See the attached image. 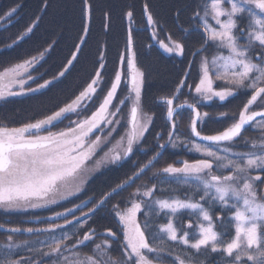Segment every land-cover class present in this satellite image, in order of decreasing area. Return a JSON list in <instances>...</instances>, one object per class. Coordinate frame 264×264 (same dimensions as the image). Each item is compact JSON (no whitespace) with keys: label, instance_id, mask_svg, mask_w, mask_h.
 <instances>
[{"label":"snow or ice","instance_id":"snow-or-ice-1","mask_svg":"<svg viewBox=\"0 0 264 264\" xmlns=\"http://www.w3.org/2000/svg\"><path fill=\"white\" fill-rule=\"evenodd\" d=\"M17 11L18 7L10 9L5 18L11 19ZM143 11L147 24L153 29L152 39L157 40L158 21L147 3L143 5ZM181 14V10H177V17ZM133 15L129 9L125 18L132 21ZM105 17L110 21V14L105 13ZM91 18L92 5L89 0H83V34L79 43L74 45L71 58L51 79L44 80L35 88H25L29 81L39 79L31 75V70L51 52V44L38 56L0 72V101L42 93L62 82L75 68L83 47L87 45ZM39 19L37 17L27 26L8 48L30 39ZM190 21L191 33L200 34L201 46L193 53L200 57V77L193 86L186 83L189 72H185L173 94L160 101L166 105V116L172 121L168 141L158 143L157 151L147 163L98 200L82 201L72 208L55 212L46 218L45 222L50 223V227L23 230L47 234L45 240L16 244L12 233H19L22 229L6 228L8 242L4 245L6 251L0 264H45L46 259L49 264H164V253L171 258L170 264H209L213 254L225 264H264V191L260 187L264 186V0H199L192 9ZM104 27L108 29L110 24L105 23ZM182 32L185 36L191 34L189 29H182ZM168 41L157 40V43L167 54L184 56L185 44L182 41L171 36ZM97 63L99 69L91 82L70 103L34 123L20 127L0 126V212L7 214L49 208L78 196L88 180L85 175L89 172L87 162L93 159L102 144L100 135H96L94 140L88 137L105 129L110 136L121 123L118 114L128 99H132L130 130L95 161L94 170H99L102 165H122L131 158L134 150H138L152 117L141 113L144 73L137 67L131 27L127 30L125 52L119 56L121 68L115 71L102 103L90 116L70 120L65 130H50L72 115L80 117L88 110L104 82L102 73L107 71L103 54ZM124 67L126 73L122 71ZM216 81H222L224 86L215 87ZM122 83L125 87L130 84V92L134 96L114 104ZM14 86L18 90H13ZM186 86L198 99L195 103L187 100L175 103ZM241 90H251L252 94L239 113V119L223 131L202 135L197 125L208 118L209 113H201L197 105L214 98L224 102ZM258 101L262 110H251ZM185 108L194 113L190 124L192 135L205 142L193 141L191 147L206 158L193 162L184 160L179 167L168 164L154 174L157 183L137 187L123 207L119 203L112 206V213L121 226L122 240L111 229L106 230V235L120 243L118 259L111 255L112 241L109 239L96 243L91 254H82V247L94 241L96 236L95 229L91 227L82 236L78 235L90 217L154 166L163 150L185 143L175 135L177 126L174 119L179 115L178 109ZM227 115L220 113L219 117ZM253 122L261 129L260 140L246 141L248 151L234 150L246 126ZM41 131L47 134H39ZM173 184L187 188L183 196L176 194V188L165 187ZM158 192L169 194L157 195ZM89 203L92 207L84 212L83 207ZM77 211L81 216H76ZM138 216L142 218L138 219ZM60 218H63V224L55 222ZM161 218L165 222L158 223ZM168 242H172L171 245ZM177 246L183 248L178 249ZM20 247L30 255L13 252Z\"/></svg>","mask_w":264,"mask_h":264},{"label":"trees","instance_id":"trees-1","mask_svg":"<svg viewBox=\"0 0 264 264\" xmlns=\"http://www.w3.org/2000/svg\"><path fill=\"white\" fill-rule=\"evenodd\" d=\"M89 3L92 5L91 32L87 38V45L83 47V53L79 56V62L76 63L75 68L72 69L66 78H63L62 82L56 83L54 87H50L47 90H43L42 93H29L10 97L7 101H0V126L20 127L34 123L70 103L91 82L96 70L99 69L97 61L100 55L103 54L107 69L106 72L102 73L104 82L101 88L98 89L93 102L89 105V108L95 111L99 104L102 103L110 87V82L114 79L115 71L121 68L119 56L125 52L129 27L133 30L137 67L144 73L140 102L141 113L151 116L152 123L142 142L138 145V150H134V154L127 162L122 163V165H102L99 170H96L88 178L84 185V190L78 196L63 201L58 205L26 212L7 214L0 212L2 228L18 227L24 230L27 228L41 229L50 227V223L45 222L47 217L52 216L55 212L81 204L82 201L98 200L102 194L110 191L117 184L133 175L140 166L153 157L157 151V144L165 143L169 139L168 134L171 132V125L166 119V105L160 101L173 94L185 72H189L187 84L194 86L199 80L200 57L198 55L194 56L193 53L201 46V40L199 33H191L190 21L192 9L197 6L199 0H89ZM145 3L149 5L153 17L158 21L156 28L157 40H163L168 43V37L171 36L174 40L182 41L185 44L184 56L165 53L159 47L157 40L152 39L151 33L153 29L147 24L146 15L143 11ZM45 4H47V7L44 6ZM14 7H18L17 13L11 19L5 18L6 13ZM129 9L134 14L132 21H128L125 18V13ZM177 10H181L182 13L179 17H177ZM105 13L110 14V21L106 20ZM37 17L40 18L38 27L30 34V39L26 38L17 46L8 48V45L16 40ZM105 23H109L110 28L105 29ZM82 27L83 0H0V50H2L0 51V72L33 56H38L51 44V52L31 71L33 75L40 79L35 80L36 86L39 83H43L44 80L51 79L61 69V66L66 64L67 59L71 58V54L75 50L74 45L79 43V38L83 34ZM182 29H189L191 34L185 36ZM190 61L192 63L189 69ZM122 71L126 73V67ZM14 90H18V88ZM251 94V90H241L224 102H220L217 99L211 103L201 101L197 107L201 113H209V117L198 123V131L203 135H212L223 131L231 123L239 119V113L244 109V105L250 99ZM130 96H134L130 92V87H125L124 83H122L118 90V99L114 100L113 103L117 104L119 100H124ZM197 99L194 91L186 86L182 89V95L175 103H182L185 100L189 103H195ZM131 107L132 99H128L118 114L121 123L110 135V138L108 129H105L103 133L96 132V135L106 136L107 141L103 142V145L109 146V140L110 148H112L120 140L122 134H126L130 130ZM257 109H262L259 101L251 106V110ZM220 113H227L228 115L225 118H220ZM86 114L87 111L83 112L81 116H86ZM193 116V112L185 108L179 112L178 116L174 117L177 126L175 135L185 141L183 145L175 148L169 146L166 150H163V155L154 166L142 173L130 187L110 198L106 205L95 215L91 216L83 228L79 229L78 235L80 236L89 227L96 231L94 241H90L86 247H82V254H91L96 243H102L104 239H109L112 241L111 255L118 259L121 255L120 243L106 235V230L111 229L122 240L121 226L118 224V218L114 217L112 213V206L119 203L123 207L137 187L143 185L151 186L157 183L158 180L154 174L168 164H175L179 167L184 160L193 162L201 159L189 153L190 143L195 140L190 129ZM72 117L63 120L60 124L65 128ZM252 125L242 132L234 150L248 151L249 146L245 143L246 141L250 143L254 140H260L261 129H253ZM56 127L51 129L54 130ZM102 144L95 155L96 160L101 159L107 150ZM165 187L176 188V194L181 196L187 190L186 187L175 184L165 185ZM260 187L264 191V186ZM168 194L157 193V195ZM89 207H92L91 203L83 207V211L87 212ZM76 215H80V212L77 211ZM141 218V216H138V219ZM62 220L63 218H60L55 222L60 223ZM163 222H165L163 218L158 221V223ZM7 235L8 233L4 229H0V245L8 242ZM12 236L14 241L20 243L26 241L35 242L37 239L45 240L47 238V234L36 232L32 234L12 233ZM168 243L171 245L172 242ZM177 248L180 249L183 246H177ZM20 254L23 256L30 255L28 251L20 252ZM163 255L165 257L164 264H170L171 258L168 257L167 253ZM1 258L2 256H0ZM45 264H49L47 259ZM209 264H225V262L219 256L213 254V257L209 258Z\"/></svg>","mask_w":264,"mask_h":264},{"label":"rangeland","instance_id":"rangeland-1","mask_svg":"<svg viewBox=\"0 0 264 264\" xmlns=\"http://www.w3.org/2000/svg\"><path fill=\"white\" fill-rule=\"evenodd\" d=\"M217 83V85L215 86V87H217V88H220V87H223L224 86V84H223V82L222 81H216L215 82V84ZM134 95V94H133ZM214 99H216V98H214ZM218 100V99H217ZM259 120V119H258ZM252 127H253V129H258L259 127L256 125V123L254 122L253 123V125H252ZM96 134V133H95ZM90 137H92L91 136V134H90V136L88 137V139L90 138ZM93 137H94V135H93ZM91 140V139H90ZM94 140V139H93ZM193 141H195V142H198V143H204V142H200V141H197V140H192L191 142H193ZM189 153H191L192 155H194V156H196V157H200L201 159H204V158H206V157H203L200 153H197L192 147H191V143H190V146H189ZM98 160V159H97ZM95 161H96V159H95V156L93 157V159L92 160H90V161H88L87 162V167H88V169H89V172H86L85 173V175L89 178V177H91V175H93L95 172H96V170H94V167H95ZM37 210H39V209H37ZM81 214V213H80ZM13 241H14V238H13ZM16 244H20V245H23L24 244V242L23 243H20V242H16V241H14ZM6 244V243H5ZM5 244H2V245H0V256H2L3 257V254H4V252L6 251V249L4 248V245ZM40 245H36V247H39ZM24 251H26L25 250V248L24 247H20V248H17V249H13V252H24Z\"/></svg>","mask_w":264,"mask_h":264},{"label":"flooded vegetation","instance_id":"flooded-vegetation-1","mask_svg":"<svg viewBox=\"0 0 264 264\" xmlns=\"http://www.w3.org/2000/svg\"><path fill=\"white\" fill-rule=\"evenodd\" d=\"M32 71V70H31ZM31 75L33 76V77H36V75H33L32 73H31ZM40 80V79H39ZM36 81H29L26 85H25V88L27 89L28 87H35L36 85ZM40 84V83H39ZM215 86V85H214ZM15 88H18V87H15L14 86V88H13V90L15 89ZM214 100H216V99H213L212 101H206V102H208V103H211V102H213ZM198 108V107H197ZM199 111H200V109H198ZM260 110H262V109H257V110H253V111H260ZM181 110H179L178 112H180ZM92 112H94L93 111V109L92 108H88V110H87V114H86V116H80V117H76L75 115H72L73 117L71 118V120H77V119H83V118H86V117H88V116H90L91 114H92ZM201 112V111H200ZM194 114V113H193ZM260 119V118H259ZM129 121H130V119H129ZM69 123H67V125L65 126V128H64V126L62 125V124H59V125H57V127H56V129H54V130H52V129H50L51 131H53V132H57V131H61V130H65L66 129V127L70 124V121H68ZM62 123V122H61ZM254 123V122H253ZM171 125V124H170ZM74 126V125H73ZM198 129V128H197ZM105 131V130H104ZM103 131V132H104ZM102 132V133H103ZM96 132H94L93 134H91V136L92 137H90L89 138V140L91 139V140H93V139H95V134ZM39 134H47L46 132H43V131H41ZM93 135H94V137H93ZM122 136H125V133H123L122 134ZM121 136V137H122ZM109 138H110V136H109ZM196 140V139H195ZM101 141H102V143L103 142H106L107 141V139H106V136H101ZM108 145L109 146H106V145H103L102 144V146H104V147H106L107 148V150H106V152L110 149V141L108 140ZM64 211V210H63ZM60 212H62V211H60ZM76 216H81V214L80 215H76ZM69 219H72V217L70 216V218ZM64 223V221L62 220V221H60V223L59 224H63ZM1 259H3V257L1 258Z\"/></svg>","mask_w":264,"mask_h":264},{"label":"water","instance_id":"water-1","mask_svg":"<svg viewBox=\"0 0 264 264\" xmlns=\"http://www.w3.org/2000/svg\"><path fill=\"white\" fill-rule=\"evenodd\" d=\"M129 87H130V84H129ZM178 111H179V109H178ZM166 119L168 120L167 116H166ZM258 119H259V117L257 118V120H258ZM168 121H169V120H168ZM169 123L172 124V121H169ZM247 127H248V126H246V128H247ZM246 128H245V129H246ZM171 131H172V127H171ZM244 131H245V130H244ZM244 131H243V132H244ZM202 135H203V134H202ZM194 138H195L197 141H199L198 138H196V137H194ZM200 142H202V141H200ZM204 143H205V142H204ZM0 229H4V230H5L6 228H2V227H0ZM19 233L32 234V233H29V232H27V231H23V230H22L21 232H19Z\"/></svg>","mask_w":264,"mask_h":264}]
</instances>
